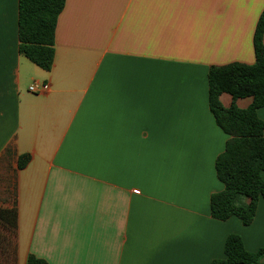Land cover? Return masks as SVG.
<instances>
[{
  "label": "crops",
  "instance_id": "0c3cea01",
  "mask_svg": "<svg viewBox=\"0 0 264 264\" xmlns=\"http://www.w3.org/2000/svg\"><path fill=\"white\" fill-rule=\"evenodd\" d=\"M263 11L264 0H66L48 72L19 50L18 0H0V208L18 209V264H212L230 235L264 248V199L250 226L212 216L229 136L208 84L213 66L255 64ZM35 83L50 90L32 94Z\"/></svg>",
  "mask_w": 264,
  "mask_h": 264
},
{
  "label": "trees",
  "instance_id": "16d2710c",
  "mask_svg": "<svg viewBox=\"0 0 264 264\" xmlns=\"http://www.w3.org/2000/svg\"><path fill=\"white\" fill-rule=\"evenodd\" d=\"M66 0H18L19 50L33 64L51 71L55 56V32ZM256 62L213 66L208 73L209 107L220 129L229 136L225 150L215 161L216 174L224 190L210 199L212 216L219 221L239 218L250 226L259 201L264 199V122L258 109L264 107V11L254 34ZM229 94L231 107L225 108L220 97ZM252 98L247 109L236 101ZM28 156L19 159L24 169ZM225 258L212 264H264V248L257 253L246 250L238 235L228 236ZM0 264H18V209L0 208ZM26 264H48L29 255Z\"/></svg>",
  "mask_w": 264,
  "mask_h": 264
},
{
  "label": "built area",
  "instance_id": "2783aa9c",
  "mask_svg": "<svg viewBox=\"0 0 264 264\" xmlns=\"http://www.w3.org/2000/svg\"><path fill=\"white\" fill-rule=\"evenodd\" d=\"M50 90L48 83H35L29 88V92L35 95H42Z\"/></svg>",
  "mask_w": 264,
  "mask_h": 264
}]
</instances>
